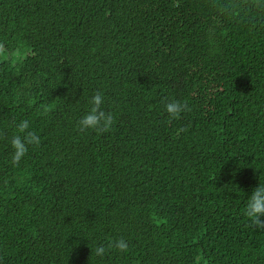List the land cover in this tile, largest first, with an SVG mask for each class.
Returning <instances> with one entry per match:
<instances>
[{"label":"trees","instance_id":"1","mask_svg":"<svg viewBox=\"0 0 264 264\" xmlns=\"http://www.w3.org/2000/svg\"><path fill=\"white\" fill-rule=\"evenodd\" d=\"M260 183L264 0H0V264H264Z\"/></svg>","mask_w":264,"mask_h":264},{"label":"clouds","instance_id":"2","mask_svg":"<svg viewBox=\"0 0 264 264\" xmlns=\"http://www.w3.org/2000/svg\"><path fill=\"white\" fill-rule=\"evenodd\" d=\"M91 109L86 112L79 120V127L81 130H96L98 132L109 130L113 123L114 117L111 113L103 110L104 95L97 91L91 97ZM186 105H181L179 102H169L166 104V111L170 116L178 118L184 111ZM19 133H26L23 137L20 134L13 136L11 144L15 149L13 154V161L18 162L27 152V144H39L40 138L37 134L31 131H27L30 128V122L28 120H22L18 126ZM27 141V143H26ZM245 214L249 217L253 223L258 226H264V183H260L256 186L251 195L249 196L245 208ZM115 247L120 251H127L129 244L126 240L121 238L115 242ZM94 253L97 257H103L106 253L104 246H97L94 249Z\"/></svg>","mask_w":264,"mask_h":264}]
</instances>
